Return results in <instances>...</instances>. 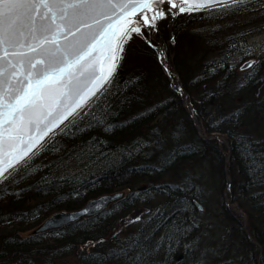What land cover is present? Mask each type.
<instances>
[{"label":"trees","instance_id":"16d2710c","mask_svg":"<svg viewBox=\"0 0 264 264\" xmlns=\"http://www.w3.org/2000/svg\"><path fill=\"white\" fill-rule=\"evenodd\" d=\"M209 11L177 14L162 21L154 36L178 72L199 123L189 114L184 98L170 87L159 51L138 37L126 42L115 75L132 102L114 109L110 131L95 128L61 140L65 151L59 155L80 145L87 149L93 141L91 159L85 156V163L74 160L66 167L44 169L10 188L7 196L0 191V264H121L106 258L109 249L132 238L143 243L144 233L155 245L171 227L170 222L161 226L159 220L148 226L123 221L161 204L171 207L186 197L194 199L192 193L155 191L156 185L180 183L186 175L203 188L196 193L205 209L202 214L196 211L203 223L187 236L163 240L159 251L149 257L150 264H197L205 247L221 244L223 256L210 258L211 264H221L224 258L236 259L237 264H264V57L253 67L254 73L238 70L233 63L237 52L243 53L239 46H246L264 21L252 15L228 21L238 17L233 15L237 12L210 16ZM233 43L238 47L225 63L222 58ZM161 107L162 111H153ZM174 127L183 130L179 139ZM161 132L166 139L163 148L153 143ZM175 149L179 154L161 171L160 162ZM58 158L55 153L41 154L36 163L49 164ZM74 176L81 182L75 183ZM42 177L54 181L43 191L37 189ZM116 193L124 198L97 215L36 231L54 213L79 210L91 199ZM164 215H169L167 209ZM89 240L105 243L90 249L92 257L81 258L80 246ZM195 241L199 250L188 247Z\"/></svg>","mask_w":264,"mask_h":264},{"label":"snow or ice","instance_id":"6c2138e0","mask_svg":"<svg viewBox=\"0 0 264 264\" xmlns=\"http://www.w3.org/2000/svg\"><path fill=\"white\" fill-rule=\"evenodd\" d=\"M205 10H211L208 12L210 16L261 11L264 10V0H0V191L7 196L10 188L44 169L51 171L53 167H66L74 160L85 163V156L91 159L96 148L93 141L88 142L87 149L80 145L67 149V155H59L65 151L61 140L76 138L95 128L110 131L114 109L132 102L115 75L119 60L125 54L126 42L138 37L149 48L157 49L158 44L152 36L160 31L162 21L173 20L177 14ZM237 47L236 43L231 44L222 58L225 63ZM239 47L244 55L252 53L244 45ZM261 51L264 52V46ZM158 59L169 78L170 87L184 98L189 114L199 123L196 109L188 104L187 94L168 64L163 46H160ZM256 64V60L249 61L246 67L253 69L254 73L253 65ZM157 110L163 108H153V111ZM173 132L177 139L183 135L179 127H174ZM153 143L161 148L166 145L162 132ZM137 150H140L139 146ZM48 153L57 154L58 160L49 164L36 163L41 154ZM178 154L179 149L169 151L160 162V170ZM249 155L255 159L251 152ZM73 180L81 182L75 176ZM53 184L48 177H42L37 189L43 191ZM155 191L161 195L181 191L192 193L195 198L186 197L171 207L161 204L123 221L125 225L141 223L148 226L159 220L161 226L168 227L170 222L171 227L155 245H151L146 233L143 234V243L132 238L117 244L105 254L109 261L150 264L149 257L159 251L163 240L187 236L200 228L203 221L196 211L198 209L202 214L205 209L196 193H202L203 188L195 184L191 176L186 175L180 183L156 185ZM79 194L77 189L75 195ZM117 198L124 197L118 194ZM105 203L94 201L80 215H88L93 208L103 209ZM165 209L169 213L167 216L164 215ZM67 218L79 219L74 214ZM114 235L119 239L118 233ZM224 239L221 237L222 241ZM104 243L103 240H89L81 244V258L92 257L94 254L90 249ZM188 247L199 250V241ZM223 252V244L215 248L205 247L197 264H211L210 258L222 257ZM221 264H237V261L224 258Z\"/></svg>","mask_w":264,"mask_h":264},{"label":"rangeland","instance_id":"374dc122","mask_svg":"<svg viewBox=\"0 0 264 264\" xmlns=\"http://www.w3.org/2000/svg\"><path fill=\"white\" fill-rule=\"evenodd\" d=\"M261 11H264V10H261ZM261 11L249 10V11L243 12L241 14H239L237 12V13H234L233 15L238 16V17L231 18L228 21H242L243 19L247 20L249 15H252V18H254L256 20H260V21L263 20L264 21V15H262L261 16L262 18L260 19ZM154 36H155V33L152 36V39L155 41L156 39L154 38ZM160 46L157 47L158 51H160ZM261 46H264V27H262L261 29H256V32H254V34L250 35L249 38L247 39V43H246L245 47H247L249 50H252V53L250 55H244L241 52H237V54L233 58V63L236 66V68L238 70H242V69L246 70V69H249V68L246 67V62L253 61V60H256V61L259 62L260 58L264 57V52L261 51ZM168 64L171 65V63L169 61H168ZM171 66H172L173 70L176 73V79H177L178 84L181 85L180 77H179L178 72L173 67V65H171ZM254 66L255 65H253V67ZM184 102H185V100H184ZM223 141L225 142L224 138H223ZM70 166L75 168V167L78 166V164H71ZM60 171H64V170L61 169ZM231 206L233 207V209L236 212H239V210L236 209V205L235 204H231ZM241 214L244 215L243 213H241Z\"/></svg>","mask_w":264,"mask_h":264},{"label":"water","instance_id":"95a60500","mask_svg":"<svg viewBox=\"0 0 264 264\" xmlns=\"http://www.w3.org/2000/svg\"><path fill=\"white\" fill-rule=\"evenodd\" d=\"M119 62H120V60H119ZM117 197H118V193H116V194H104V195H101V196L96 197L94 199H91L79 210L70 211V212L54 213L51 216H49L48 218H46L42 222V224L36 229V231L42 232V231H47V230H53V229L63 227L64 225H67L71 222H74L73 220H69L67 218L68 216L73 215V214L76 215L77 217H79V219L83 218V217H90V216L97 215V214L101 213L102 211H104L112 202H114L117 199ZM94 201H106L105 207L103 209H100V210L93 208L92 211L88 215L81 216L80 214L83 211V209H85L86 207H90L92 205V202H94Z\"/></svg>","mask_w":264,"mask_h":264},{"label":"bare ground","instance_id":"6f19581e","mask_svg":"<svg viewBox=\"0 0 264 264\" xmlns=\"http://www.w3.org/2000/svg\"><path fill=\"white\" fill-rule=\"evenodd\" d=\"M222 140H223V138H222ZM230 151V150H229ZM229 157V156H228Z\"/></svg>","mask_w":264,"mask_h":264}]
</instances>
